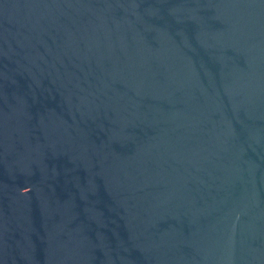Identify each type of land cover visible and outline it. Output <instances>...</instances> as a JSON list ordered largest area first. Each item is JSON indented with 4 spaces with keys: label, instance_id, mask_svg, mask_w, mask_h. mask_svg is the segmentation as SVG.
<instances>
[{
    "label": "water",
    "instance_id": "water-1",
    "mask_svg": "<svg viewBox=\"0 0 264 264\" xmlns=\"http://www.w3.org/2000/svg\"><path fill=\"white\" fill-rule=\"evenodd\" d=\"M0 264H264V0H0Z\"/></svg>",
    "mask_w": 264,
    "mask_h": 264
}]
</instances>
